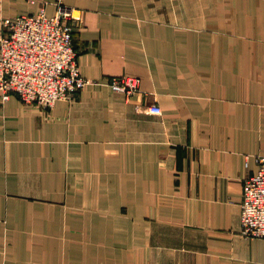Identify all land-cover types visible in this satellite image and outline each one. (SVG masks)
<instances>
[{
    "label": "crops",
    "instance_id": "0c3cea01",
    "mask_svg": "<svg viewBox=\"0 0 264 264\" xmlns=\"http://www.w3.org/2000/svg\"><path fill=\"white\" fill-rule=\"evenodd\" d=\"M62 2L90 82L0 104V264H264V238L240 233L264 155V0ZM37 10L0 0V34ZM124 75L140 92L112 90Z\"/></svg>",
    "mask_w": 264,
    "mask_h": 264
},
{
    "label": "built area",
    "instance_id": "2783aa9c",
    "mask_svg": "<svg viewBox=\"0 0 264 264\" xmlns=\"http://www.w3.org/2000/svg\"><path fill=\"white\" fill-rule=\"evenodd\" d=\"M38 10L2 19L0 34V104L15 94L25 104L51 107L57 100H71L90 82L80 74L73 46L70 10L62 0H25ZM55 11L47 14V4ZM136 76L108 80L114 91L126 96L140 92ZM148 110L160 113L158 105ZM257 169L242 180L240 233L264 238V155L254 157Z\"/></svg>",
    "mask_w": 264,
    "mask_h": 264
}]
</instances>
